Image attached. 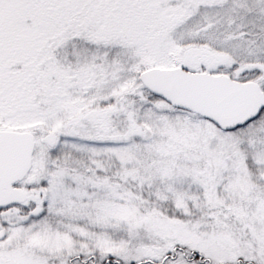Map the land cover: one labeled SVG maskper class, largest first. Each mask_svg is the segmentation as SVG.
I'll list each match as a JSON object with an SVG mask.
<instances>
[{"label":"snow or ice","instance_id":"6c2138e0","mask_svg":"<svg viewBox=\"0 0 264 264\" xmlns=\"http://www.w3.org/2000/svg\"><path fill=\"white\" fill-rule=\"evenodd\" d=\"M0 264H264V0H0Z\"/></svg>","mask_w":264,"mask_h":264}]
</instances>
